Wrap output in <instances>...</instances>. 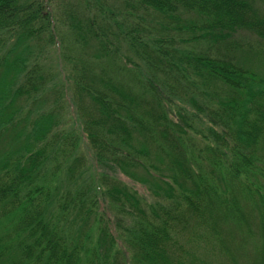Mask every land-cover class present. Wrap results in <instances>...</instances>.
Returning <instances> with one entry per match:
<instances>
[{"label": "trees", "instance_id": "obj_1", "mask_svg": "<svg viewBox=\"0 0 264 264\" xmlns=\"http://www.w3.org/2000/svg\"><path fill=\"white\" fill-rule=\"evenodd\" d=\"M243 31L264 43V0H0V264H188V218L264 264V46Z\"/></svg>", "mask_w": 264, "mask_h": 264}, {"label": "rangeland", "instance_id": "obj_2", "mask_svg": "<svg viewBox=\"0 0 264 264\" xmlns=\"http://www.w3.org/2000/svg\"><path fill=\"white\" fill-rule=\"evenodd\" d=\"M58 11L59 9H54V15L58 14ZM60 12H62L61 9ZM55 26L58 33H61V31L58 30V23ZM63 26L59 25V28L62 29ZM235 38L238 39L243 46H245V49L246 46H250L254 52L264 46V43H261L263 42L262 39L248 31L236 33ZM10 41L11 40L9 39L3 42V47L5 48ZM32 45H34L33 42ZM47 49L48 48L45 50L46 52L44 53L43 58H41L42 62L46 64V66H49L52 63L58 67L59 64L64 68L66 67L65 70L67 71V67L69 69V63L68 60L64 58V49L61 52H58L57 48L55 49L53 46L49 51H47ZM247 55L248 57H252L253 63L256 62V56L253 52H247ZM247 62L249 63V61ZM256 66L260 68L261 64H258L257 62ZM65 70L64 72H66ZM120 176L123 179L128 178L122 172H120ZM135 186L138 187L137 189L139 194H141L147 202L153 201L154 196L149 194L145 186L142 184H135ZM186 224L191 226V228L188 229L184 227L180 232L177 231V233H173L177 245L176 258H180L188 264H253L254 245L252 240L247 238V242L240 244L238 234L233 235V232H228L230 238L228 243L227 233L224 235H207L200 227H195L194 221L189 218ZM208 237H212L216 241L213 240L214 243H211L212 240H208ZM227 246L234 252V258L232 260H230V256H227L224 253V250H222ZM173 264L179 263L174 261Z\"/></svg>", "mask_w": 264, "mask_h": 264}]
</instances>
